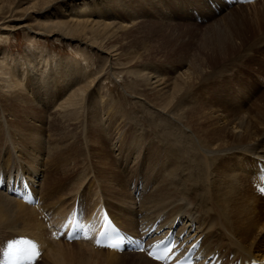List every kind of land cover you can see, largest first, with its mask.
Returning <instances> with one entry per match:
<instances>
[{
  "label": "bare ground",
  "instance_id": "1",
  "mask_svg": "<svg viewBox=\"0 0 264 264\" xmlns=\"http://www.w3.org/2000/svg\"><path fill=\"white\" fill-rule=\"evenodd\" d=\"M234 7H238V13H240L239 10L245 13V8L243 7L252 9L248 12L250 13L248 15L241 13L238 17H234L231 26L228 23L223 29H216L209 48V61L205 62V64H207L206 67L201 68L199 63H194L192 67L193 72L185 76L179 74L177 78L172 80L173 82L171 81L173 84L169 82L170 79H164L162 74L157 73V71H142L135 76V78H137V85L141 86L142 90H145L144 93L142 92L143 95L146 98H148V96L151 98V100L148 101L151 108L157 111H165L175 107V112L180 114V116L177 117L179 119L178 123L176 122L174 125L180 126V128H178L182 133L184 135L189 134L190 136V139L188 138L189 140H184L181 136L180 140L185 144L181 145L177 143L182 149H177L175 151L170 146L171 149L168 146L159 147V143L153 145L146 144L149 145V147L151 146L149 151H147L146 161L143 159L147 164L153 165L159 160L162 155L161 152H163L162 162L158 168L156 167L159 169L160 175L157 181L155 180L156 182H152L155 186L150 192L147 191L148 186L145 183L147 180L141 181L140 176H133L134 179L127 177L131 169V163H133L132 155L128 154V150L132 148L133 144L131 146V143L133 140L136 141L137 138L132 135L133 137L130 139L124 132H120L118 126H113L116 120L113 113L108 108L110 106L108 102L106 105H103L100 110L94 109L96 114L100 111L102 115L101 118H106L105 124L101 128V125H99L97 121V116L95 115L94 118H91L92 123L88 128V134L96 143L92 145L91 150L85 146L78 160L81 161V164L85 162L86 158L90 163L91 158L89 155L88 157L84 156L85 149H88V151L90 150L89 154H91L93 158L91 159L93 162L92 166L95 168L94 164H97V170H95L100 180L98 184L107 196L103 195L105 198L102 199L103 203L105 206L108 205L110 207L111 210L108 209L113 214L114 218L129 234L137 235L140 227L144 228L147 225H152L157 219H161V226L167 224L169 227L173 226L175 222L180 219L183 223H188L187 226L192 222L196 223V232L198 236L202 235L201 243L204 247L202 249L206 251V254L213 250H218L221 252L223 251L227 255L233 253L235 257H264V201L254 193L255 191L252 184H250V178L254 169L257 168L259 162L264 160V91L252 103L250 108L246 110H244L241 100L236 99L234 92L230 94L232 102L226 103L225 108L220 104L215 107L211 106L213 104L208 103L203 94H201V96L198 95L199 98L196 97L194 100H192L191 97L193 93L192 90L194 89L193 84H195V80L198 77L202 76V72L206 71L209 67L215 69L223 66L222 61L229 58L238 61L239 64L246 62L248 58L247 55L250 54L249 51L257 46L262 38V34L264 33V0H257L251 4L245 5L239 4V6L235 5ZM84 8L86 10V7ZM230 11L223 15L224 17L226 16V19ZM76 17L80 16L69 19L70 22H68V24L72 27L71 29L62 30L60 26H53L54 28L51 30L53 32L61 30L66 36L73 34L74 31L77 30V26L80 25L79 22H76ZM56 24L64 25L63 22H58ZM249 26L254 27L249 30ZM252 37L253 39H251ZM260 47L259 50L261 49ZM5 51L1 53L2 60H0V94L2 95L0 103L8 113H11L12 109L16 110L18 119L11 120L9 123L14 129V135L17 139V145L13 146L14 148L12 147V153L13 156L16 154L19 159L16 156L13 157V160H10L12 153L11 151L6 152L7 149L2 152L3 156L5 154L9 159H3L5 163L11 162L15 165L17 162L21 164V171L27 174L31 179L37 176V168L41 170L40 168L44 165L47 174L43 181V186L40 187L37 193L39 192L40 196L43 197L42 201L44 205H46L45 202L47 201L48 204L54 206L57 201L63 198L65 199L64 196L67 195L66 187H63V191L60 192L62 186H58L57 191L55 190V186L78 169L76 166L77 163L74 164V162L72 164L71 162L73 161L70 160V168L67 167L68 169L66 168L67 170L64 173L60 172L61 169L59 168V164L62 155L56 152L57 149L59 150L60 146L49 145L51 133L49 131L46 132L41 126L45 121L43 117L44 114L40 113L41 106H33L30 103V98H27V95H29L28 91H25L27 89L26 87L31 90L36 89L34 97L44 101L41 96L38 94L35 95L36 91L41 88V85L39 80L34 81L36 76L34 61H28L27 72L31 75V78L28 79L25 76L26 71L23 73L15 69L17 61H14L11 66H7V64H9L8 61H12L10 60V53ZM32 54L35 53L32 52ZM117 55L118 51L113 49L109 57L112 60H116ZM262 55L264 56V54ZM19 62L18 60V67L20 68ZM134 66L136 67L138 65L134 64ZM232 70L233 69L225 70V72L228 73ZM234 72L235 71L232 73ZM61 74L65 78L69 74H72L76 83L85 76L79 68L77 61L60 68L59 75L61 76ZM24 78L27 82L26 87H23V82H21ZM90 87L88 86V88ZM220 92L225 96L223 100L225 103L227 101V95L229 96V91L224 92L222 87ZM83 93V88H78L75 91H70L69 94L67 93L68 95L65 98H56L58 99V103L54 106L52 115L49 117L54 125L55 123L57 124L55 125L57 126V129L54 131L55 134L59 135L60 133H64L63 130H65L67 125L73 123L75 120H78L79 124H81L82 120L87 121L89 117L87 115L85 116L82 112V102L85 95ZM91 98L93 97L91 96ZM101 98H103V96H100V99ZM26 104H30L31 107L28 108L30 113L25 116L23 114L25 110L23 109ZM184 104L187 106H184ZM24 118L32 119L33 126L35 128H40L37 129L39 135H36V138H31V133L26 126ZM217 121H221L219 128L209 124L210 122L215 123ZM36 122H38L41 127H38L35 124ZM76 122L77 121H75V124ZM180 124H182V126ZM1 129L2 137L0 130V151L2 150V142L5 143L3 140L4 135L12 137L8 131V126L4 127L1 125ZM103 129H107L106 133L109 135L110 141L112 142L111 149L114 148V145L117 146V148H114L112 151H117L114 155L111 154L109 147L105 146L103 143L105 140V134H102L104 131ZM118 132L123 136L118 135ZM43 136H45V141ZM171 136L172 138L170 139L172 140L173 135L171 134ZM118 138L120 139L117 140ZM61 141L63 140L61 139ZM172 141L175 143L174 139ZM115 142H119V144H115ZM128 144L130 145L128 146ZM192 145H194L195 150L198 152L201 153L204 151L206 156L204 155L203 158L197 159V151L195 152L193 150V155V152L187 149V146ZM44 146L48 148V151H44ZM68 151L72 152L73 149L69 147ZM43 154H46V156L44 157ZM216 155L220 158H215L214 156ZM232 157H237L239 161L233 163ZM73 159L75 160V157H73ZM201 159H203V161H200ZM166 164H168L167 166L170 164V166L166 167ZM155 166L156 165H154L152 169H155ZM226 166H229L230 169L225 168ZM83 172L85 171H82V173ZM56 173L58 176L63 177L60 181H56V177H58ZM185 173L186 175H183ZM88 174L89 172L86 171L81 175L80 171V175L74 179L76 182L72 183V191L79 186L78 184L83 181L84 177H87ZM163 174H166V176L164 177ZM94 176L95 175L92 174L91 178L94 179ZM136 178H139V182H136ZM93 181L95 180H92V182ZM179 182L182 183L179 184ZM87 183L88 181L86 184ZM130 184L134 186V190L140 191V194L135 192L134 196H132ZM182 184L186 186V193L181 196H186L185 198H187V200L191 199V202L176 201L177 195L175 196L176 198L172 197V193L174 194V192L169 191L172 189L170 185L178 187ZM193 187L194 189L191 191ZM179 190L180 189L177 188V192ZM53 191H55V193H52ZM180 193H183L182 190ZM136 195H139L143 200L135 207V203L139 200L135 202ZM197 196H199L200 199L198 203L195 201V197ZM181 198L183 197H180V199ZM96 203L97 201L92 205L94 206ZM23 204L24 203L10 197L6 192L0 190V228L2 229V227L14 222L22 223L24 228H22L23 230L21 229L22 231L18 232V235H29L39 239L41 248L44 251L41 256L45 263L48 261V264H66L67 261L71 259L75 264H79L81 261L82 264H89V261H87L89 257L94 259L101 256L106 261H111L112 259H117L118 256H123V254H131L137 259L135 264H160L149 259L140 252L118 253L98 248L91 249L80 244L82 242H75L74 246H76V249L71 252L69 248H67L70 244L57 243V239H53V242L49 240L48 234L45 231L46 228L44 227V218L39 215V211L35 207L31 206L29 208L27 205L25 206ZM59 213L61 214V212ZM60 214L58 216H60ZM54 222L56 223L57 221L54 219ZM88 244L89 243L86 242V245ZM43 246L46 247L47 250L43 249ZM48 249H50L51 253L46 255L45 250L48 251ZM84 255L87 256L84 257Z\"/></svg>",
  "mask_w": 264,
  "mask_h": 264
},
{
  "label": "rangeland",
  "instance_id": "2",
  "mask_svg": "<svg viewBox=\"0 0 264 264\" xmlns=\"http://www.w3.org/2000/svg\"><path fill=\"white\" fill-rule=\"evenodd\" d=\"M190 3L197 6L199 14L201 13L200 15L204 17V21L198 22L193 17H190ZM234 6L228 9L224 8L217 14L210 10L206 0H0V60H2L1 53L7 50L11 55L10 60L12 61H8L9 64H7V66L9 67L14 61H17L15 69L23 73L26 71L25 76L28 79L31 78V75L27 72L28 61H34L36 75L34 81L39 80L41 85V88L37 90L38 92L36 91L35 95L38 94L44 101L34 97L36 89L31 90L26 87L27 82L24 78L21 82H23V87L25 86L27 88L25 91L29 93L27 98H30V103L33 106H41L40 113L44 114L43 117L45 118L41 126L46 132L49 131L51 133L49 145L60 146V148L58 146L59 150H56L57 153L62 155L59 164V168L61 169H59L60 172L64 173L68 169L67 167L70 166V160L73 161L71 162L72 164L74 162V164L77 163L76 166L78 167L72 175L64 180H61L63 177L58 176V172L56 173V176H58L56 177V181L61 180L62 182L55 186V190H58V186H62L60 189V192H62L63 187H66L67 195L64 196L65 199L63 198L57 201L54 206L48 204L47 201L45 202L46 205H44L42 201L41 209L49 215L50 222L55 224L54 219L57 222L63 219L65 217L64 214H67L73 203L77 200V197L79 198L78 200L82 202V205H85L83 199L89 204L90 200L88 196L92 198L93 195L96 196L95 201H97L99 197L98 201L103 203V195L106 196V193L103 192V189L98 184L100 180L96 174L97 164H94L95 168L92 166L93 162L91 159L93 158L91 154H89L92 145H94L96 141L89 136L88 128L92 123L91 118H94L95 115L97 116L96 118L101 128L104 126L106 118H101L102 115L100 111L96 114L94 109L100 110L107 102L110 104L108 108L113 113L116 120L113 126H118L120 132H124L130 139L134 136L138 140H133L131 143V146L132 144L133 146L128 150V154L132 155L133 163L130 162L131 169L127 177L134 179V177L140 176L141 181L147 180L145 181L148 186L147 191L150 192L153 189L155 184H152V182H156L160 175L159 169L157 168L162 162L163 152H161L162 155L159 160L156 161L157 163L155 162L153 165L147 164L145 161L147 151H149L151 147H149V145L159 143V147L170 146L175 151L177 149H182L177 143L181 145L185 144L180 140L181 136L184 140H189L190 136L189 134L184 135L179 129L180 126L174 125L176 122L178 123L179 119L177 117L180 116V114L175 112V107L165 111H157L151 108V105L148 104L151 98L148 96V99L143 95L145 90H142V87L137 85V78H135V76L142 71H157V73L162 74L164 79H170L169 82H171L174 78H177L179 74L185 76L188 73H192L194 63H199L201 68L206 67L207 64H205V62L209 61V48L216 29H223L228 23L231 26L233 18L244 13L242 10H239L240 13H238V7L236 8ZM84 7H86V10ZM243 8H245V15L250 14L248 12H250L252 8ZM187 10L189 11L188 13L186 12ZM228 11L230 12L226 19V16L224 17L223 15L227 14ZM75 16H80L75 19L80 25L77 26V30H75L73 34L66 36L61 30L57 32L51 30L54 28L53 26H60L62 30L71 29L72 27L68 22H70L69 19ZM58 22H63L64 25L56 24ZM253 27L254 26H249L248 29L251 30ZM251 39H253V37ZM258 43V45L261 44V47L257 45L251 49L249 51L250 54L247 53L248 58L246 62L239 64L238 61L229 58L230 60L226 59L222 61L223 66L215 69L209 67L206 71L202 72V76L198 77L195 80V84H193L194 89L191 94L192 100L196 97L199 98L198 95L201 96V94H203L205 100L213 104L211 106L215 107L220 104L225 108L226 103L232 102L230 94L234 92L236 99L241 100L244 110L250 108L252 103L264 91V86H259L257 80L259 75L264 77V56L262 55L264 54V33ZM259 47L261 48L260 50ZM113 49L118 51L116 60H112L109 57ZM32 52L35 54H32ZM18 60L20 61V68L18 67ZM76 61L82 73L85 75L77 81L78 83H76L72 74H69L66 78L63 77L62 74L61 76L59 75L60 68L75 63ZM134 64L138 66L135 67ZM230 69L233 70L228 73L225 72V70ZM233 71L235 72L232 73ZM172 82L171 84H173ZM88 86L91 87L88 88ZM222 87L224 92L229 91V96L227 95V101L225 103L223 102L225 96L220 92ZM78 88H83V94L85 95L82 102V112L89 118L87 121L81 119V124L78 123V120H75L77 121L76 124L74 121L67 125L65 130H63L64 133H60L59 135L55 134L54 131L57 129L55 125L57 124L55 123L54 125L49 118L52 115L54 106L58 103V99L67 97L70 91H75ZM90 95L93 98H91ZM100 96H103V98L100 99ZM1 98L2 95L0 94V99ZM26 106L23 109L25 110L23 113L25 116L30 113L28 108L31 107L30 104H26ZM184 106L187 105L184 104ZM14 119H18L16 110L12 109V112L8 113L0 103V124L4 127L8 126V131L12 136L8 137L4 135L3 140L5 143L2 142V150L0 151V167L8 172H11L12 169L18 172V168L22 167L21 164L17 162L15 165L11 162L5 163L3 159L8 157L5 156V154L3 156L2 151L7 149L6 152L11 151L12 153V147L17 145V139L14 135L15 131L9 123V121ZM24 121L31 133V138H36V135H39L37 129L40 128H35L33 126V120L30 118H24ZM220 122L221 121L215 123L210 122L209 124L219 128ZM35 124L41 127L38 122ZM1 125L0 130L2 137ZM180 125L182 126V124ZM103 130L102 134H105L103 143L105 146L109 147L111 154L114 155L117 151H112L114 148L116 149L117 146L114 145V148L111 149L112 142L110 141L109 135L106 133L107 129ZM120 132H118V135H122ZM171 134L173 135L175 143L172 141L173 139H170L172 138ZM43 138L45 141V136H43ZM61 139L63 141H61ZM119 139L120 138L117 140ZM116 143L119 144V142H115V144ZM129 145L130 144H128V146ZM85 146L90 150L88 151V149H85L84 156L88 157L89 155L91 159L89 163L85 158V162H82L81 165V161H79L78 158H80V153H82ZM69 147L73 149L72 152L68 151ZM187 149L192 151L193 155L194 151H197L194 145L187 146ZM46 150L48 151V148L44 146V151L46 152ZM197 155L198 157L195 156L197 159L203 158L204 155L206 156L204 151L201 153L197 151ZM16 156V154L13 156L12 153L10 160H13V157ZM43 156L45 157L46 154H43ZM73 157H75V160ZM214 157L217 158L218 155ZM232 158L233 163L239 161L237 157ZM143 159H145V161H143ZM200 161H203V159ZM154 165H156L155 169H152ZM167 165L168 164H166V167L170 166V164L169 166ZM225 168L230 169L229 166ZM37 169V172L43 171L39 177L44 174L42 177L45 176L46 178L47 171L44 165L40 168L41 170H39V168ZM80 171L81 175L86 171L89 172V174L87 177H84L85 181H81L78 184L79 186L72 191V183L76 182L74 179L80 175ZM82 171L85 172L82 173ZM92 174L95 175L94 179L91 178ZM183 175H186V173ZM165 176L166 174L164 177ZM45 178H43V181ZM92 180L95 181L92 182ZM135 180L139 182V178ZM87 181L88 183L86 184ZM181 183L182 182H179V184ZM83 186L84 188L86 187L84 191L83 189L81 190ZM184 186V184L178 187L170 185L172 189L169 191L174 192V194L172 193V197L177 195L176 201L191 202V199L187 200V198H185L186 196H181L186 193V186ZM177 188L180 189L178 192ZM193 189L194 187L191 191ZM36 190L38 191L39 189L36 188ZM130 190L132 196H134V186L131 184ZM181 190L183 193H180ZM52 193H55V191ZM83 193L86 198L88 197L87 199L84 197ZM180 197L184 199H180ZM137 199L139 200L137 201ZM141 200H143V198L136 196L135 202L137 201V203H135V207L141 203ZM199 200V196L195 197L196 203H198ZM23 205L26 206V204ZM27 207L30 208L31 206L27 205ZM106 207L110 209L108 205ZM59 212H61V214ZM59 214L60 216H58ZM39 215L42 216V213H39ZM117 216L119 217L118 214ZM46 223L47 221L44 220L45 231L48 234L49 240L53 242L54 240L51 236L52 228L49 227L50 230ZM22 228L24 227L20 222H14L2 227V229L0 228V241L7 238L4 236H10L12 234L18 235V232L23 230ZM56 241L57 243L72 245L74 248L69 245L67 246L71 252L76 249V246H74L75 242L68 243L62 240ZM80 244L93 249L90 244H88L89 246L86 245V242ZM43 249H46V247L43 246ZM46 250V255L51 253L50 249H48L49 252ZM86 256L87 255H84V257ZM43 260L44 259H41V262L37 264H48V261L45 263ZM87 261H89V264H135L137 259L131 254H123V256H118L117 259H112L111 261L107 260L108 262L101 256L94 259L89 257ZM69 263L75 264L71 259H69L66 264ZM79 264H82V261L79 262Z\"/></svg>",
  "mask_w": 264,
  "mask_h": 264
}]
</instances>
